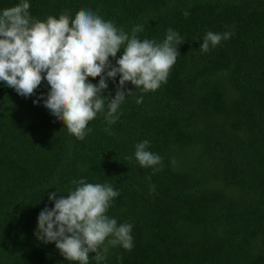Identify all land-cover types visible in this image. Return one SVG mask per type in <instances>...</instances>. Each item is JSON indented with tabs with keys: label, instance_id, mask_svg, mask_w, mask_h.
<instances>
[{
	"label": "trees",
	"instance_id": "obj_1",
	"mask_svg": "<svg viewBox=\"0 0 264 264\" xmlns=\"http://www.w3.org/2000/svg\"><path fill=\"white\" fill-rule=\"evenodd\" d=\"M27 2L41 21L85 9L129 35L139 26L140 40L162 43L171 29L182 44L166 83H126L116 122L98 113L83 140L33 104L46 81L28 98L0 81V264H74L34 232L48 193L66 197L80 179L118 191L106 214L132 225L131 250L109 248L101 264H264V0ZM208 31L232 35L201 52ZM106 82L114 98L119 76ZM144 140L158 172L134 158Z\"/></svg>",
	"mask_w": 264,
	"mask_h": 264
},
{
	"label": "clouds",
	"instance_id": "obj_2",
	"mask_svg": "<svg viewBox=\"0 0 264 264\" xmlns=\"http://www.w3.org/2000/svg\"><path fill=\"white\" fill-rule=\"evenodd\" d=\"M29 8L27 0H21L0 11V81L24 98L33 96L46 81V99L39 96L33 104L43 100V106L77 140L85 138L90 131L88 123L106 109L108 124L116 122L120 105L132 92L124 90L126 83L145 93L156 91L167 82L180 55L177 45L182 40L171 29L162 43H156L138 39L139 26L129 35L91 10L77 11L74 19L62 13L59 18L49 16L41 21L30 15ZM231 35L208 31L200 51H209ZM118 52L122 54L113 66L110 58L115 59ZM117 76L114 98L103 96L106 81ZM97 77V84L89 82ZM141 102L142 97L137 100ZM148 148L147 140L137 143L134 158L140 167L158 172L162 158ZM73 184L66 197L57 199L56 191L48 193L54 206L40 212L34 237L43 244L55 243L64 260L74 264H89L90 253L95 254L91 259L101 264L109 248L117 246L130 251L132 225H118L106 214L119 192L109 184L84 179Z\"/></svg>",
	"mask_w": 264,
	"mask_h": 264
}]
</instances>
